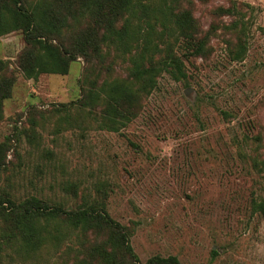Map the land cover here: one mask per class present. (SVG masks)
Wrapping results in <instances>:
<instances>
[{"label": "rangeland", "instance_id": "374dc122", "mask_svg": "<svg viewBox=\"0 0 264 264\" xmlns=\"http://www.w3.org/2000/svg\"><path fill=\"white\" fill-rule=\"evenodd\" d=\"M181 7L191 12L205 55L186 58L176 47L185 77L163 72L129 121L111 123L102 96L89 98L103 83L129 81L127 56L103 48L101 58L76 56L66 75L32 80L19 68L28 48L21 32L0 38V77L14 79L0 120L7 150L0 192L64 211L95 201L123 228L138 264L153 257L264 264V218L252 207L264 201V0H188ZM87 26L80 20L65 30L63 44L69 49ZM240 28L245 51L235 61L230 51L242 40ZM64 232L59 248L46 244L15 264H74L77 251L81 258L103 238Z\"/></svg>", "mask_w": 264, "mask_h": 264}, {"label": "trees", "instance_id": "16d2710c", "mask_svg": "<svg viewBox=\"0 0 264 264\" xmlns=\"http://www.w3.org/2000/svg\"><path fill=\"white\" fill-rule=\"evenodd\" d=\"M188 0H0V38L21 32L26 48L19 57V68L26 79L36 80L42 74H68L71 62L102 57L103 48L113 47L130 63L129 81L103 83L100 93L91 91L94 102L102 96L111 123L131 120L140 100L149 96L163 72L173 78L185 77L176 47L183 56L205 55V41L197 38L191 12L182 4ZM232 14L230 8H219ZM80 20L89 26L73 37L69 49L63 44V33ZM240 43L232 54L239 60L245 51V32H238ZM55 41V43H53ZM6 65L0 60V74ZM14 79L0 77V120L3 102L10 97ZM116 130L115 127H111ZM6 149L0 144V166ZM264 164V161H263ZM259 164L256 161V167ZM6 203L7 207L3 204ZM253 210L264 218V201H253ZM103 207L93 201L75 211H64L59 205L30 197L16 201L0 192V264H15L16 258H33L46 244L59 248L70 231L97 239L83 248L74 264H138L123 228L103 214ZM68 253L69 251H65ZM145 264H179L175 257H153Z\"/></svg>", "mask_w": 264, "mask_h": 264}]
</instances>
